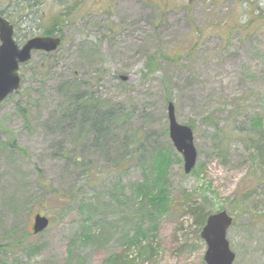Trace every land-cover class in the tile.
Wrapping results in <instances>:
<instances>
[{"label":"rangeland","instance_id":"1","mask_svg":"<svg viewBox=\"0 0 264 264\" xmlns=\"http://www.w3.org/2000/svg\"><path fill=\"white\" fill-rule=\"evenodd\" d=\"M80 1L54 35L62 47L21 65V90L0 105V264H206L194 209L226 210L234 264H264L263 172L247 145L264 121V0ZM61 2L21 18L22 3L0 0V12L24 45ZM170 103L194 127L189 175ZM171 147L168 204L143 209L135 187ZM38 213L51 224L34 236Z\"/></svg>","mask_w":264,"mask_h":264},{"label":"water","instance_id":"2","mask_svg":"<svg viewBox=\"0 0 264 264\" xmlns=\"http://www.w3.org/2000/svg\"><path fill=\"white\" fill-rule=\"evenodd\" d=\"M14 25L0 17V104L11 94L21 88L20 67L29 63L33 53L52 54L61 47V39L58 37L40 36L29 39L23 46L15 42ZM122 81L127 82L129 77L121 76ZM169 136L175 147L184 159L185 174L189 175L195 169L198 162L197 148L194 144L193 130L188 125H181L177 121L175 107L170 103ZM32 227L34 235L47 230L50 219L37 214ZM206 225L202 229V240L207 244L205 253L206 264H234L236 254L231 250L228 241V230L233 226L234 219L226 210L212 214L208 217Z\"/></svg>","mask_w":264,"mask_h":264},{"label":"trees","instance_id":"3","mask_svg":"<svg viewBox=\"0 0 264 264\" xmlns=\"http://www.w3.org/2000/svg\"><path fill=\"white\" fill-rule=\"evenodd\" d=\"M17 2V4L22 3V7H19V10H17L18 15L21 16V18L24 17L28 13V11H31L33 9H36L40 2L45 0H11ZM58 2H61L62 6L61 8L63 11L61 13L54 15L50 18V22L47 24L45 29L43 30L44 36H54L57 33L62 34V29L67 25L68 18L72 13L76 10V8L80 4V0H57ZM76 2V3H75ZM75 3V4H74ZM74 4V5H73ZM4 12H0V16L5 17ZM77 97V105L75 107V110H81L84 112L85 116L88 114L87 110L89 106V97ZM84 100V103L82 107H80V101ZM24 110V109H23ZM23 115L25 117V121L27 120V112L24 110ZM97 115H101V113H98ZM96 113L92 114V117L95 119L97 118ZM103 117L105 119H109L107 115L103 114ZM256 121L251 122L250 129L253 130L255 135L251 138L247 139L248 147L250 151H252V162L257 163L261 165L260 168L262 169L263 174L260 176V179H258V182L263 184L264 186V121H259L257 124ZM104 127V126H103ZM106 128V127H105ZM194 131V127H192ZM107 133L109 132L108 128L106 129ZM104 132V131H103ZM241 133H244V130L241 129ZM14 145V143H13ZM12 145V146H13ZM223 147L220 146V151H222ZM178 155H176V152L171 147L170 149L166 150V152H157L155 153V156L153 157L154 163H153V170H152V177H147L144 184L138 185L135 187V192L137 193V197H139V203H141V206L143 209L146 208V205H157V204H168V191H166V174L169 171V164L170 162H173L177 159ZM176 158V159H175ZM168 170V171H167ZM148 175L150 173L148 172ZM257 182V184H258ZM159 210V209H158ZM157 209L153 211H158ZM194 211L197 213L196 222L200 223V227H204L206 225V221L210 215L202 214L201 209H194ZM79 264H85L84 262ZM113 264V261L110 263ZM114 264H122L121 261H116Z\"/></svg>","mask_w":264,"mask_h":264}]
</instances>
